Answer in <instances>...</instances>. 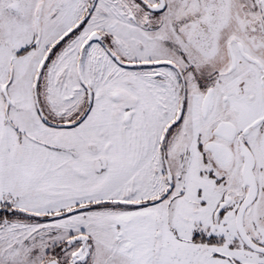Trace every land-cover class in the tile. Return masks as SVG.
<instances>
[{
  "label": "snow or ice",
  "instance_id": "6c2138e0",
  "mask_svg": "<svg viewBox=\"0 0 264 264\" xmlns=\"http://www.w3.org/2000/svg\"><path fill=\"white\" fill-rule=\"evenodd\" d=\"M0 264H264V0H0Z\"/></svg>",
  "mask_w": 264,
  "mask_h": 264
}]
</instances>
